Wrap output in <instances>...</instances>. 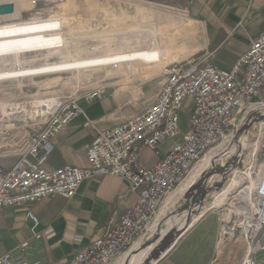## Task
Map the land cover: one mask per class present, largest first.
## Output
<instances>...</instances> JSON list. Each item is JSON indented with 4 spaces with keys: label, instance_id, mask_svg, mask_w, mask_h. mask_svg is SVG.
Returning a JSON list of instances; mask_svg holds the SVG:
<instances>
[{
    "label": "built area",
    "instance_id": "1",
    "mask_svg": "<svg viewBox=\"0 0 264 264\" xmlns=\"http://www.w3.org/2000/svg\"><path fill=\"white\" fill-rule=\"evenodd\" d=\"M62 1L29 3L33 15L41 17L51 14ZM104 2L110 12H118L115 0ZM47 5L54 6L47 9ZM163 75L156 97L147 106L92 138L85 151L86 168L65 165L47 169L45 165L58 135L84 116L79 100L93 102L103 91H90L79 98L0 101V142L16 136L19 144L15 146L23 149L9 155L18 157L12 165L0 164V210L54 196L69 200L85 180L119 178L126 183V191L136 195L133 205L116 225L80 248L69 262L116 264L137 241L144 244L153 238L150 227L165 200L209 158L205 171L182 196L190 198L192 208L188 206L186 212L192 214L197 202L212 200L215 192L197 200V185L206 177L217 179L216 166L223 165L235 188L219 211L217 241L224 245L240 232L245 244L240 264H255V254L264 252V131L260 130L264 121L254 122L258 116L264 117V30L229 70H221L207 59L191 60L168 64ZM186 104H190L191 113L182 132L179 114ZM93 124L84 118L82 127ZM165 142L171 143L170 148L151 166H145L143 153L156 152ZM244 151L247 153L241 162L238 156ZM210 211L208 207L199 218ZM26 218L37 224L31 213ZM27 248L28 242L21 243L19 255L5 254L0 264H38L22 256Z\"/></svg>",
    "mask_w": 264,
    "mask_h": 264
},
{
    "label": "crops",
    "instance_id": "2",
    "mask_svg": "<svg viewBox=\"0 0 264 264\" xmlns=\"http://www.w3.org/2000/svg\"><path fill=\"white\" fill-rule=\"evenodd\" d=\"M154 1L170 3L184 10L188 35L177 32L176 25H172L169 29L172 34L169 37L172 39V45L181 44V49L184 48L185 51L179 63L191 60L202 62L207 59L217 68L229 70L245 53L251 41L264 30V0ZM29 2L30 0H0V4L13 3L15 7L14 14L0 17V19L16 21L17 18L30 16L33 8ZM71 4L76 26L79 28L87 25L92 17L89 8L91 0H72ZM58 27L59 21L56 19H37L33 22L2 26L0 41L22 43V41L35 40L55 35L59 32ZM148 30L153 36L150 49L88 59L85 60V65L112 63L116 66L126 61L141 64L161 63L160 58L164 53L154 37L153 29ZM183 42H186V45ZM38 43H47L52 47L61 44L60 40H42ZM79 63H68V65H71L70 69H73ZM127 68L130 72L129 66ZM164 68L161 85L164 81ZM25 71L15 69L12 73ZM30 71L33 70L27 72ZM142 75L148 76L146 73ZM23 91L25 94L30 93L28 88H24ZM120 96L118 93L107 92L93 102L79 100L84 116L75 119L58 135L54 141V150L45 167L56 169L69 165L86 168V147L97 132L119 125L129 118L125 117L123 111L126 106L125 99ZM84 118L94 124L83 128ZM17 143L14 142L13 145ZM170 146V142H165L156 152H144L142 163L145 166H151ZM1 151L2 149L0 153ZM151 155L156 157L155 161ZM17 160L18 157L5 165L10 166ZM135 197V194L126 191V183L123 180L113 176H96L82 182L77 194L69 200L54 196L18 208L2 209L0 210V257L11 254L16 258L19 255L17 254L18 246L28 242V248L22 254L27 262L69 264L80 248L92 243L119 222L126 210L133 205ZM211 212L188 224L191 220L189 218L185 224V231H183L185 229L183 224L179 226L180 229L174 228L172 234L168 229L167 237L172 235L174 240L176 234L182 233L165 255L159 251L158 246L157 251L149 253L151 258L147 259V264H240L245 252L244 241L238 234L226 244L219 245L218 215ZM27 213H31L37 219V224H33L26 218ZM36 235L39 236L38 239H35ZM164 235L157 240L158 243H161ZM255 264H264V252L255 254Z\"/></svg>",
    "mask_w": 264,
    "mask_h": 264
},
{
    "label": "rangeland",
    "instance_id": "3",
    "mask_svg": "<svg viewBox=\"0 0 264 264\" xmlns=\"http://www.w3.org/2000/svg\"><path fill=\"white\" fill-rule=\"evenodd\" d=\"M104 1L91 0L89 8L92 17L87 25L79 28L75 24V18L72 16V0L58 2L55 4L56 9L51 14H44L41 17L34 16L32 13L28 17L17 18L16 21L0 19V27L33 22L37 19H56L59 21V32L55 35L22 41V43L17 41V43L0 41V101L50 99L55 97L68 99L73 96L79 98L87 92L101 90L104 94L107 92L118 93L122 99H125L126 106L123 109L125 117H131L138 110L148 105L151 99L154 98L156 91L160 88L164 66L182 60L181 56L185 52L184 48L181 49V44L172 45V39L169 38L172 34L169 29L172 25H176L177 32L188 35L186 28L187 18L183 12L184 10L182 11V8L170 3L155 2L154 0H115L119 10L118 12H110ZM52 6L54 5H47L45 8L50 9ZM149 28H152L155 32L154 37L164 53L160 58L161 63L141 64L135 61H126L116 66L112 63L85 65V60L88 59L150 49L152 47L153 36L150 30H148ZM42 40H60L61 44L52 47L47 43H38ZM185 43L183 42L184 45H186ZM67 62L80 63L73 69L48 70L44 73H34L18 78L7 76L15 69L28 71L51 68L55 64ZM126 64L129 66L130 72H128ZM143 73H146L148 76L144 77ZM129 74L132 75L128 76ZM23 86L24 88H28L30 93L25 94ZM190 107V104H186L179 114L182 132L187 128L188 117L191 113ZM261 116L254 119V122L264 121L261 120L264 119ZM14 142H18L16 136L0 142V149H2L0 164L5 165L6 163H10L17 156L9 155L23 150L20 146H14ZM246 153L247 151H244L240 156H238L239 153L235 154V156L240 157L242 162L245 159ZM151 157L155 161L156 157L152 155ZM207 166L208 163L204 164L194 176H190L189 179L184 181L177 189L176 194L170 198V201L167 203L168 205L166 204L162 208L159 217L163 215L164 210L168 209V212L164 216L165 218L174 221L178 217L183 223L180 222L178 225L170 227L167 219L162 220L159 224L158 236H153L155 241L152 243L153 249L150 254L157 251V246H160V243L156 240H158L161 231H165L164 238H166L168 229H170V234H172L174 233V228L182 224L185 225L184 223H187L189 218L191 219L189 216H182L188 211V206L192 208L189 201L190 198L182 196L199 178ZM216 169L219 170L217 179H209V177H206L204 180L200 179L199 182L202 180V183H198L199 189L196 198L199 199L197 200L209 196V193L211 194L212 192H215V195H217L229 186L231 174L224 170L223 165H217ZM230 190L231 187L222 193L220 199L212 205L214 207L211 208V213L216 216L218 215V220L220 216V210L218 209H223L228 203V199L231 197L230 194L233 192ZM225 194L226 197L223 198ZM213 196H210V199ZM208 202L210 203L211 200H208ZM208 202L206 201L205 204L203 201L197 202L193 207L206 205ZM170 204L171 207L169 209L168 206ZM155 245L156 247H154ZM148 258H151V255H148L143 264L148 263Z\"/></svg>",
    "mask_w": 264,
    "mask_h": 264
},
{
    "label": "bare ground",
    "instance_id": "4",
    "mask_svg": "<svg viewBox=\"0 0 264 264\" xmlns=\"http://www.w3.org/2000/svg\"><path fill=\"white\" fill-rule=\"evenodd\" d=\"M71 68V65H68V63H63V64H59V65H55V66H52L51 68H46V69H36V70H33V71H30V72H17V73H11L10 75H7L8 77H12V78H17V77H24V76H28V75H31V74H34V73H43V71H52V70H66V69H70ZM6 75V74H5ZM6 76V77H7ZM264 124L261 126L260 130L261 132L264 131ZM206 163H209V158L205 159L204 162L198 164L195 168V170L193 171V173L191 174V176H194L197 171L199 170V168H201V166H203L204 164ZM205 171V170H204ZM203 173V172H202ZM234 180H231V184L226 188V189H223L221 192H219L217 195L214 194L211 202L209 204H206V205H201V206H197L194 208V212L192 214L190 213H184L182 216H189L191 217V220L188 222L189 223H192L194 222L201 214H203L207 209L208 207L213 208L212 205H214L221 197L222 193H224L225 191H227L230 187L231 189H234ZM214 183V182H213ZM210 184V183H209ZM217 185V184H216ZM180 187V186H179ZM178 187V188H179ZM199 188V187H198ZM177 191V190H176ZM176 191L174 194H172L171 196H169L166 200H165V205L170 201V198L172 196H174L176 194ZM231 191V190H230ZM205 195V194H204ZM226 197V194L224 195L223 198ZM222 198V199H223ZM173 203V202H172ZM164 205V206H165ZM168 205V204H167ZM171 207V204L168 206V208L170 209ZM186 208V207H185ZM162 210V209H161ZM160 210V212H161ZM183 210V209H182ZM220 210V209H218ZM160 212L157 214L153 224L151 225L150 227V230L152 231V234L153 235H157L158 236V230H159V224L161 223L162 220H166L167 218H165L164 216L166 215V213L168 212V209L167 210H164L163 211V215L159 217V214ZM188 214V215H187ZM183 217V218H184ZM169 221V225L170 227H174L176 225H178L180 222L183 223V221H181L180 218H176L174 221H171L169 219H167ZM187 221V220H186ZM186 224V223H184ZM185 226V225H184ZM185 229H186V226H185ZM178 231V230H177ZM184 231V230H183ZM165 233V231H161V234L159 235V238ZM182 233V232H181ZM181 233H178L176 234V238L174 240V242H172V245L171 247L166 251L168 252L172 246L176 243V241L178 240L179 236ZM158 238V239H159ZM157 241V240H156ZM156 246V245H155ZM153 249V246L151 245L150 247H146V248H142V244L137 241L131 248L130 251H128L127 253H125L123 256H121L117 261H116V264H143L144 260L148 257L149 253L151 252V250ZM165 252V253H166ZM165 253H163V255H165ZM151 260V259H150ZM155 263V262H154Z\"/></svg>",
    "mask_w": 264,
    "mask_h": 264
},
{
    "label": "water",
    "instance_id": "5",
    "mask_svg": "<svg viewBox=\"0 0 264 264\" xmlns=\"http://www.w3.org/2000/svg\"><path fill=\"white\" fill-rule=\"evenodd\" d=\"M14 11H15V7H14L13 3L0 4V17L12 15V14H14ZM261 137H262V135L258 138V140H260ZM203 180H204V178H203ZM200 183H202V180H201V182H199V184ZM198 185H197V188H198ZM234 204H235V201H232L231 205H234ZM238 234L241 236L240 232ZM154 237H156V236H154ZM175 237H176V235H175ZM154 241H155V238H151V239L147 240L144 244H142V248L150 247ZM172 242H174V236H172V235H169L168 237L163 238L161 243H160V246L158 247L159 251L161 253H165L171 247Z\"/></svg>",
    "mask_w": 264,
    "mask_h": 264
}]
</instances>
